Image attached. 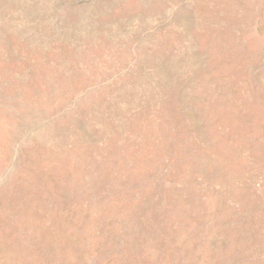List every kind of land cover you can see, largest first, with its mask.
I'll return each mask as SVG.
<instances>
[{
  "label": "rangeland",
  "instance_id": "1",
  "mask_svg": "<svg viewBox=\"0 0 264 264\" xmlns=\"http://www.w3.org/2000/svg\"><path fill=\"white\" fill-rule=\"evenodd\" d=\"M0 264H264V0H0Z\"/></svg>",
  "mask_w": 264,
  "mask_h": 264
}]
</instances>
